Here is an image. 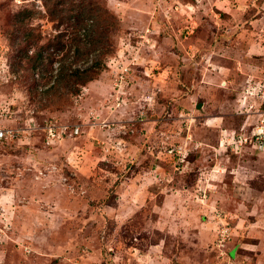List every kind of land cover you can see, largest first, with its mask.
I'll return each mask as SVG.
<instances>
[{
  "label": "rangeland",
  "instance_id": "374dc122",
  "mask_svg": "<svg viewBox=\"0 0 264 264\" xmlns=\"http://www.w3.org/2000/svg\"><path fill=\"white\" fill-rule=\"evenodd\" d=\"M89 1L113 55L45 108L11 34L28 11L33 57L66 27L0 0V264H264V0Z\"/></svg>",
  "mask_w": 264,
  "mask_h": 264
},
{
  "label": "trees",
  "instance_id": "16d2710c",
  "mask_svg": "<svg viewBox=\"0 0 264 264\" xmlns=\"http://www.w3.org/2000/svg\"><path fill=\"white\" fill-rule=\"evenodd\" d=\"M44 1L51 20L57 22V29L66 27L65 31L39 49L35 56L30 57L29 51L34 45L33 34L23 30L29 12L21 13L16 22L17 29L11 34L15 52L13 68L17 72L18 62L25 59L32 66H36L43 59V79L52 80V84L43 89V97L48 99L44 107L52 108L65 96L79 95L82 87L97 80L107 57L112 56L115 50L112 35L118 30L119 21L107 8L93 1ZM67 36L71 37L69 47L64 43ZM65 52L58 61L56 74H53L55 57ZM45 58L48 59V65L44 63ZM70 61L74 63L70 64ZM81 63L83 66L76 65Z\"/></svg>",
  "mask_w": 264,
  "mask_h": 264
},
{
  "label": "built area",
  "instance_id": "2783aa9c",
  "mask_svg": "<svg viewBox=\"0 0 264 264\" xmlns=\"http://www.w3.org/2000/svg\"><path fill=\"white\" fill-rule=\"evenodd\" d=\"M47 133V139L49 141H52L54 139H57L58 137L62 136V134H67L68 131V127L64 126L62 128L59 127V129H57L56 123H48L46 125V127H44ZM60 130V131H58ZM63 133H62V132ZM16 131L13 129H9L7 127H5V125L3 126L1 121H0V143L4 144V143H9L10 140L14 139V137H16ZM81 132L80 126H76L75 129L71 130V135L72 136H76Z\"/></svg>",
  "mask_w": 264,
  "mask_h": 264
}]
</instances>
